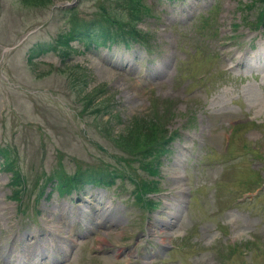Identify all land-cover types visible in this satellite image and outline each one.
Masks as SVG:
<instances>
[{
    "label": "rangeland",
    "instance_id": "374dc122",
    "mask_svg": "<svg viewBox=\"0 0 264 264\" xmlns=\"http://www.w3.org/2000/svg\"><path fill=\"white\" fill-rule=\"evenodd\" d=\"M140 2L149 11L136 26L151 54L72 41L62 58L66 9L84 22L127 21L123 0H0V148L24 179L14 201L0 159V264H264V185L246 193L264 179V29L245 24L255 18L249 0ZM79 68L88 82L75 81ZM97 85L110 101L102 117L83 100ZM134 117L178 138L147 196L156 208L133 206L129 181L120 198V180L77 195L47 186L78 170L151 179L145 157L112 140ZM239 120L253 124L238 127L224 155ZM22 247L33 252L26 260Z\"/></svg>",
    "mask_w": 264,
    "mask_h": 264
},
{
    "label": "trees",
    "instance_id": "16d2710c",
    "mask_svg": "<svg viewBox=\"0 0 264 264\" xmlns=\"http://www.w3.org/2000/svg\"><path fill=\"white\" fill-rule=\"evenodd\" d=\"M29 6L40 7L47 6L51 4L54 0H22ZM249 5H246V9L255 10V19L250 24L251 27L259 28L264 26V0H249ZM123 7L126 6L128 10V20L122 21V19H93L90 22H84L78 15L75 9L69 11V16L67 18V27L64 30V35L61 37L62 44L67 48H64L60 53L63 57H68V49H71L68 45L70 39L78 38L84 39L87 42H97L103 41H115V40H134L135 42L144 44L145 46L150 45V38L143 34L142 31L136 28L135 24L143 19L148 14V7L143 5L140 0H123ZM251 6V7H248ZM243 10V9H242ZM75 81L80 83L88 82V73L86 69L79 68V74L76 75ZM107 90L103 85H97L90 89L88 92L84 93L83 100L85 106L92 113L98 114V117H102L103 114L109 113L110 101L108 102ZM168 133L165 132L164 128L159 125V123L154 119L150 118H137L134 117L129 125L125 128L123 132L112 137V140L118 144L124 151L130 154L138 151L136 156L143 155L144 159H138L137 161L152 175H156V167L160 162V156L165 152L164 146L168 140ZM164 145V146H163ZM143 149L142 151H140ZM146 157H151L146 159ZM11 172V183L10 185L14 188V198L18 196V187L24 186L23 175L18 169H11V167L6 168ZM89 173L85 171H76L72 177H63L59 175L58 181L60 185H67L73 187L82 186L86 182H91L93 184H98L100 186H106L104 184H110V177L113 179L127 180L128 178L134 182L135 195L139 201L144 200L147 193L152 192L156 189L157 181L154 179L145 180L142 183L136 182L130 175H122L116 172H107L106 175L98 176L90 171ZM104 173V172H103ZM105 174V173H104ZM63 187V186H61ZM149 204V200H146Z\"/></svg>",
    "mask_w": 264,
    "mask_h": 264
},
{
    "label": "bare ground",
    "instance_id": "6f19581e",
    "mask_svg": "<svg viewBox=\"0 0 264 264\" xmlns=\"http://www.w3.org/2000/svg\"><path fill=\"white\" fill-rule=\"evenodd\" d=\"M49 228H51L53 231V225H50ZM21 249L24 251L23 253H21V259L26 260L29 258L30 253L33 254V252H30V250L27 247H22Z\"/></svg>",
    "mask_w": 264,
    "mask_h": 264
}]
</instances>
